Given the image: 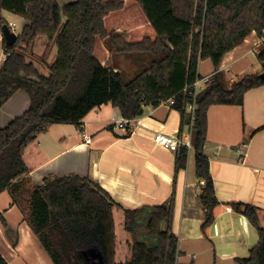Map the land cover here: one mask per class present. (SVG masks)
I'll return each mask as SVG.
<instances>
[{
	"label": "trees",
	"instance_id": "16d2710c",
	"mask_svg": "<svg viewBox=\"0 0 264 264\" xmlns=\"http://www.w3.org/2000/svg\"><path fill=\"white\" fill-rule=\"evenodd\" d=\"M1 10L26 22L16 41L4 47L0 108L18 90L27 92L29 106L0 128V193L10 192L12 204L22 211L51 263L115 264L112 208L116 202L98 182L74 173L45 176L29 189L24 150L50 125H81L92 108L108 102L122 116L134 118L144 105L158 106L174 97L171 107L180 113L181 127H190L195 175L203 181L197 202L205 235L220 204L203 152L207 111L213 104L240 105L247 90L264 85L259 74H245L227 87L218 70L224 54L246 35L253 30L263 34L264 0H73L63 6L58 0H0ZM3 24L0 16V28ZM38 35L57 47L54 61L45 65L47 75L27 55ZM136 52L152 60L126 82L112 66L110 55ZM256 57L264 73V48ZM204 59L211 61L215 72L198 90L191 120L192 112L184 104L192 96L182 89L201 77L198 64ZM186 159L187 147L182 146L175 169L185 168ZM227 204L257 231V243L246 256L235 257L237 264H264V209L244 201ZM184 206V216L195 214ZM123 213V227L132 238L131 255L124 264H188L177 261L172 200L124 208ZM0 222L6 225L1 211ZM0 264H8L1 254Z\"/></svg>",
	"mask_w": 264,
	"mask_h": 264
},
{
	"label": "crops",
	"instance_id": "0c3cea01",
	"mask_svg": "<svg viewBox=\"0 0 264 264\" xmlns=\"http://www.w3.org/2000/svg\"><path fill=\"white\" fill-rule=\"evenodd\" d=\"M70 1L73 0H58V3L63 6ZM0 16L6 24L8 21L14 23L16 35L26 22L23 17L7 10H1ZM5 45L0 31V65L5 58ZM263 48L264 30L261 36L253 30L224 54L218 70L222 72L227 87L245 74L262 73L255 50ZM56 53L55 43L49 42L44 35H38L27 55L39 72L47 75L45 65L54 61ZM247 56L250 63L245 60ZM251 67H259L260 70L252 73ZM114 69L119 70L117 67ZM214 72L209 59L199 61L198 73L201 76L211 77ZM28 100L25 91L15 92L0 108V128L21 114ZM120 117L119 109L108 102L92 108L83 117L81 125L54 123L39 133L23 153L29 169L26 186L33 188L48 175L74 173L88 176L116 202L112 216L115 209L123 211L124 208L172 200L171 230L178 236L181 253L177 257L178 262L237 264L235 257L247 245L246 231L250 222L233 212L227 203L233 200L254 201L256 206L264 209V85L247 90L240 105L213 104L208 108L203 152L209 160V172L220 204L215 208V218L205 235L200 230L202 219L197 202L203 181L195 175L192 145L187 148L186 167L176 170L177 152L158 145L152 139L155 131L176 134L180 130L185 136L189 126L181 127L180 113L161 102L158 106L144 105L142 113L124 128L112 124ZM83 134L90 137L89 143L84 141ZM6 191L8 200L0 206L6 220L5 226L0 222V254L8 264H52L25 222L22 211L12 204L10 192H3ZM184 204L193 208V216L183 215ZM232 215H238V231L233 230ZM262 222L260 218L259 223ZM113 223L115 232L114 219ZM190 229L194 231L193 236ZM251 234H248L249 238Z\"/></svg>",
	"mask_w": 264,
	"mask_h": 264
},
{
	"label": "rangeland",
	"instance_id": "374dc122",
	"mask_svg": "<svg viewBox=\"0 0 264 264\" xmlns=\"http://www.w3.org/2000/svg\"><path fill=\"white\" fill-rule=\"evenodd\" d=\"M110 58H111L112 66L117 67L119 69V71L121 72V74H122V76L126 82L129 81L131 78H133L136 74L141 72L143 69L149 67L150 62L152 60V57L150 55L142 53V52H136L133 54L112 53L110 55ZM245 60L248 63L251 62V59L249 58V56H247ZM251 70H252V73H256L260 69H259V67L258 68L257 67H251ZM231 75H232V77H234V80H237V77L235 75H233V74H231ZM27 96H28V94H27ZM28 99H29V96H28ZM26 106H27L26 107V109H27L29 106V100H28V103ZM24 111H22V113ZM21 114H19V115H21ZM27 186L29 187L30 185H27ZM30 189H32V187ZM8 197H9V194L7 193V191L0 194V206H2V204L6 201V199L8 200ZM240 201H243V200H240ZM250 202L254 205L256 204L254 201H250ZM160 203L155 202V203H148L145 205H155V204H160ZM3 206L6 207L7 205H3ZM142 206H144V205H142ZM240 215H242V214H240ZM113 219L115 222L114 263L115 264H124L125 261L129 260L130 255H131L132 238H131V235L123 227V220H124L123 211L119 210V209H115L114 213H113ZM221 219H222V217L219 218L220 221H221ZM232 219H233V223L235 225V228L233 230L238 231L239 227H240L238 225V222H237L238 215H237V217L232 215ZM248 228L249 229H247V231H246V234H247V238H246L247 242L246 243H247V245H246V247H243L245 249L241 254L239 253L237 255L238 257L239 256H246L248 254L249 248L254 246L257 243L258 237H257V231H256L255 227L250 223ZM195 229H197V227H195ZM251 232H252L251 238H249L248 234H250ZM189 233L191 236L194 235V231L192 229H190ZM244 236H245V231H244Z\"/></svg>",
	"mask_w": 264,
	"mask_h": 264
},
{
	"label": "built area",
	"instance_id": "2783aa9c",
	"mask_svg": "<svg viewBox=\"0 0 264 264\" xmlns=\"http://www.w3.org/2000/svg\"><path fill=\"white\" fill-rule=\"evenodd\" d=\"M7 25L10 27V29L13 30V27H14L13 22L8 21ZM255 51H257V53L260 52V50H257V49ZM209 80H210L209 75L197 77L192 83L186 84L182 89V93L184 95L188 94V95L192 96V101L184 104V109L187 112H192L191 120L193 119V111L195 109V96H196L198 90L203 88ZM163 102L167 103L168 105L171 106V104L174 102V97L172 96ZM132 122H133V118H128V117L122 116V117L114 120L112 122V124L115 127L124 128L126 126L131 125ZM161 127H162V125H161ZM83 136H84V141L86 143H89L90 137L86 136L84 134H83ZM152 139L158 145L165 147L171 151L178 152V150L182 146H185L187 148L191 147L190 127H189V131L186 133L185 136H184L183 132L180 130H178V133H176V134H170V133H166V132H162V131H155L152 135Z\"/></svg>",
	"mask_w": 264,
	"mask_h": 264
},
{
	"label": "water",
	"instance_id": "95a60500",
	"mask_svg": "<svg viewBox=\"0 0 264 264\" xmlns=\"http://www.w3.org/2000/svg\"><path fill=\"white\" fill-rule=\"evenodd\" d=\"M0 31L7 45H10L16 41L17 35L14 33L12 29H10V27L7 24H3L0 28ZM259 76L263 78L264 73L263 72L260 73Z\"/></svg>",
	"mask_w": 264,
	"mask_h": 264
}]
</instances>
